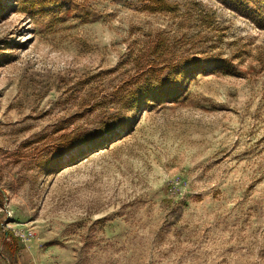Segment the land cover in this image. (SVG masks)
I'll return each mask as SVG.
<instances>
[{
  "label": "rangeland",
  "instance_id": "374dc122",
  "mask_svg": "<svg viewBox=\"0 0 264 264\" xmlns=\"http://www.w3.org/2000/svg\"><path fill=\"white\" fill-rule=\"evenodd\" d=\"M164 1L0 0V253L264 264V0Z\"/></svg>",
  "mask_w": 264,
  "mask_h": 264
},
{
  "label": "trees",
  "instance_id": "16d2710c",
  "mask_svg": "<svg viewBox=\"0 0 264 264\" xmlns=\"http://www.w3.org/2000/svg\"><path fill=\"white\" fill-rule=\"evenodd\" d=\"M174 5H171V4H169V3H167V2H165L164 0H152V4H151V6L149 7V10L151 11V12H157V11H159V12H162V11H170V10H172V9H174ZM204 65H205V62L203 61V60H201V59H199L198 61H197V63H195L194 61L192 62V66L194 67V69H195V67L197 66V69L198 70H200V69H204ZM219 67V66H218ZM201 70V71H202ZM193 71L194 70H192V72H190V70H185L183 73H182V77H183V79L185 80V79H188L191 75H193L192 73H193ZM182 79V80H183ZM180 92V90L178 89V90H176L175 92H170V87H166V88H159L157 91H156V95L158 96V97H160V98H174L175 97V95H177L178 93ZM143 95V97H144V99H143V103H148V97H149V95H150V92H148V91H145L144 92V94H142ZM142 101L140 100L139 101V103H141ZM70 149V146H68V150ZM0 195H1V193H0ZM3 204H1V202H0V206H2ZM13 237V234L11 233V232H7V238H10V237ZM5 245H7V247H10V246H8V244L5 242ZM11 245V251H12V254H15V253H18L19 251H20V247H19V245H18V243H17V241L15 242V244H10Z\"/></svg>",
  "mask_w": 264,
  "mask_h": 264
},
{
  "label": "crops",
  "instance_id": "0c3cea01",
  "mask_svg": "<svg viewBox=\"0 0 264 264\" xmlns=\"http://www.w3.org/2000/svg\"><path fill=\"white\" fill-rule=\"evenodd\" d=\"M6 248L5 253H0V264H37L35 261H32L29 257H27L24 249L18 253L12 254L11 245ZM31 251V248H30Z\"/></svg>",
  "mask_w": 264,
  "mask_h": 264
},
{
  "label": "built area",
  "instance_id": "2783aa9c",
  "mask_svg": "<svg viewBox=\"0 0 264 264\" xmlns=\"http://www.w3.org/2000/svg\"><path fill=\"white\" fill-rule=\"evenodd\" d=\"M17 236L20 238L21 241L26 242L27 240H31L34 236V233L31 231H28L26 233H18Z\"/></svg>",
  "mask_w": 264,
  "mask_h": 264
}]
</instances>
